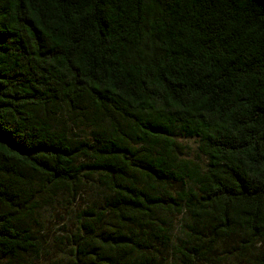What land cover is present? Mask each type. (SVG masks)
<instances>
[{
  "label": "trees",
  "instance_id": "trees-1",
  "mask_svg": "<svg viewBox=\"0 0 264 264\" xmlns=\"http://www.w3.org/2000/svg\"><path fill=\"white\" fill-rule=\"evenodd\" d=\"M82 156L107 193L72 264H264V0H0V264H30Z\"/></svg>",
  "mask_w": 264,
  "mask_h": 264
},
{
  "label": "rangeland",
  "instance_id": "rangeland-1",
  "mask_svg": "<svg viewBox=\"0 0 264 264\" xmlns=\"http://www.w3.org/2000/svg\"><path fill=\"white\" fill-rule=\"evenodd\" d=\"M63 114L56 115V125ZM71 133L77 139L95 143V134L88 123L73 125L68 120ZM105 136V135H104ZM175 141L179 145V157L184 160H191L204 166L205 160L198 152V140L178 134ZM94 158L82 156L78 159L80 176L83 179L77 185L63 187L56 197L48 200L42 205L34 217L27 219V226L39 239V250L28 254L30 264H72L70 246L76 243L79 230L87 235L88 231L83 229L82 223L87 215L84 211L94 208L101 209L103 197L107 193L103 185L97 180L98 172L93 170ZM193 186L192 180L185 177V184L182 182H170L168 190L176 196L181 188ZM168 230L174 240L186 237L189 217L186 213H179L177 210L171 212L168 218ZM81 240V239H79ZM78 240V241H79ZM196 264H210L209 261L200 260ZM218 264V263H216Z\"/></svg>",
  "mask_w": 264,
  "mask_h": 264
}]
</instances>
